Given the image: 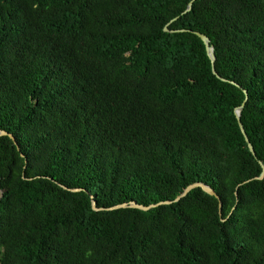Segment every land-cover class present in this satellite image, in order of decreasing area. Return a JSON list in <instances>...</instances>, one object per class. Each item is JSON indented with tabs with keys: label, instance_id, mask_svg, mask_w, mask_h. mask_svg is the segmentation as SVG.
I'll return each instance as SVG.
<instances>
[{
	"label": "trees",
	"instance_id": "1",
	"mask_svg": "<svg viewBox=\"0 0 264 264\" xmlns=\"http://www.w3.org/2000/svg\"><path fill=\"white\" fill-rule=\"evenodd\" d=\"M189 1L0 0V264H264V0Z\"/></svg>",
	"mask_w": 264,
	"mask_h": 264
},
{
	"label": "water",
	"instance_id": "2",
	"mask_svg": "<svg viewBox=\"0 0 264 264\" xmlns=\"http://www.w3.org/2000/svg\"><path fill=\"white\" fill-rule=\"evenodd\" d=\"M191 1H189V3L187 4L184 12L190 10L191 8ZM175 19V18H174ZM163 30L167 31V27L165 26L163 28ZM180 31L184 30V29H179ZM194 33L202 40V42L204 43V46H205V50H206V53L210 59V63H211V71L213 74H215L218 78L222 79V80H225L224 78L220 77L215 69H214V53H213V48L212 46L209 44V39L206 35L198 32V31H194ZM237 85V84H236ZM244 100L243 102L237 106L234 110V113H235V116H236V119H237V123H238V126L240 128V131L241 133L243 134L244 136V139L245 141L247 142V146L249 148V150L251 151V153L254 155V150H253V147L252 145L250 144V142L248 141V138L245 134V131L243 129V126L240 122V119H239V116H240V112L243 108V105H244V102L247 98V94H246V91L244 90ZM1 135H8L12 140L13 142L15 143L14 141V138L13 136L6 132V131H3V130H0V136ZM260 165H261V171H260V174L255 176L254 178L255 179H262L264 177V164L260 162ZM195 187H200L203 191H205L206 193L210 194V195H213L214 197L218 198L215 191L209 187L208 185L204 184V183H201V182H194V183H191L189 185H187L182 191L180 194H178L172 201H177L179 200L181 197L185 196L191 189L195 188ZM71 191H77V190H80L78 188H73V189H70ZM235 195H236V192H235ZM171 200H163V201H159L158 203H154V204H149V205H142V204H138L136 203L135 201H130V202H124V203H119V204H115V205H112V206H109V207H106V208H97L95 206V201L92 199V209L94 210H99V209H104V210H111V209H118V208H124V207H133V208H138V209H141V210H147V209H150L151 207H154L156 205H159V204H169L172 202ZM219 207H220V203H218Z\"/></svg>",
	"mask_w": 264,
	"mask_h": 264
}]
</instances>
